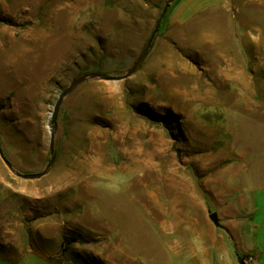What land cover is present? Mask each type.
<instances>
[{
    "label": "rangeland",
    "instance_id": "374dc122",
    "mask_svg": "<svg viewBox=\"0 0 264 264\" xmlns=\"http://www.w3.org/2000/svg\"><path fill=\"white\" fill-rule=\"evenodd\" d=\"M180 1L131 75L78 82L52 125L72 81L128 73L166 0H0V146L38 173L55 135L39 178L0 157V264H180L225 237L210 212L263 186L264 70L245 63L264 37H241L260 18L178 23Z\"/></svg>",
    "mask_w": 264,
    "mask_h": 264
},
{
    "label": "crops",
    "instance_id": "0c3cea01",
    "mask_svg": "<svg viewBox=\"0 0 264 264\" xmlns=\"http://www.w3.org/2000/svg\"><path fill=\"white\" fill-rule=\"evenodd\" d=\"M220 8L231 13L259 16L260 25L250 30L243 28L241 37H264V18L261 17L264 13V0H181L177 5L175 18L178 23H183L191 16L214 12ZM241 55L247 56L243 52ZM257 55L258 58L245 63L246 69L264 70V61ZM260 85L264 89L263 78ZM222 205L216 211L221 220L219 227L225 237L219 240L206 239L203 243L198 239V253H193L191 259L185 261L182 259L183 254H178L176 261L179 260L180 264H187L188 261L191 264H264V184L248 195L222 201ZM242 259L244 263L241 262Z\"/></svg>",
    "mask_w": 264,
    "mask_h": 264
},
{
    "label": "water",
    "instance_id": "95a60500",
    "mask_svg": "<svg viewBox=\"0 0 264 264\" xmlns=\"http://www.w3.org/2000/svg\"><path fill=\"white\" fill-rule=\"evenodd\" d=\"M171 1L172 0H166V2L164 4V7H163V9H162L157 21H156L154 29H153L150 37L148 38L142 53L140 54V56L138 57V59L134 63V65L131 67V69L128 71V73H126L124 75H105V74H102V73L91 72V73L83 74L79 78H77L74 81H72V83L68 87H66L64 89V91L59 95V97H58V99H57V101H56V103L54 105V108H53V111H52V125L56 124V118H57L58 110H59V107H60V104L62 102V99H63L64 95H66L78 82H80V81H82L84 79L90 78V77L102 78L104 80H110V81L111 80H121V79H124V78L128 77L129 75H131L136 70V68L140 64V61L146 55V53H147V51H148V49H149V47H150V45L152 43V40H153L156 32L158 31L159 27H160L161 21H162L164 15L166 14V12L168 10V6L171 3ZM49 148H50V155H51L50 160L47 163V165L45 166V168L42 171L38 172V173H20V172H18L16 169H14V167L11 164V162L4 155L1 146H0V157L2 158V160L4 161L6 166L14 174H16V175H18V176H20L22 178H39V177H41L42 175H44L46 173V171L48 170V168L51 166V164L54 162V159H55V135H54V132H53L52 129L50 130V144H49ZM209 218L216 226H220L219 217H218L216 212H210L209 213ZM241 262L244 263L243 259L241 260Z\"/></svg>",
    "mask_w": 264,
    "mask_h": 264
}]
</instances>
